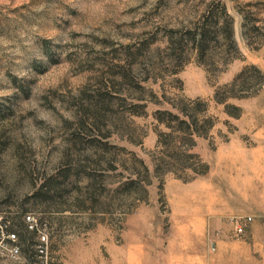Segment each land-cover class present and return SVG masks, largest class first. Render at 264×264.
Segmentation results:
<instances>
[{
  "label": "rangeland",
  "instance_id": "rangeland-1",
  "mask_svg": "<svg viewBox=\"0 0 264 264\" xmlns=\"http://www.w3.org/2000/svg\"><path fill=\"white\" fill-rule=\"evenodd\" d=\"M210 1L0 0V264L38 260L27 214L54 264H264V82L215 100L245 66L264 74V0H221L239 51L209 72L194 52L176 60L169 35ZM197 97L214 119L193 149L209 169L155 172L156 111Z\"/></svg>",
  "mask_w": 264,
  "mask_h": 264
},
{
  "label": "trees",
  "instance_id": "trees-1",
  "mask_svg": "<svg viewBox=\"0 0 264 264\" xmlns=\"http://www.w3.org/2000/svg\"><path fill=\"white\" fill-rule=\"evenodd\" d=\"M170 30L169 44L177 55L176 60L182 61V64L187 61L186 55L194 52L197 61L207 71H221V67L226 66L239 51L234 36V17L221 0L206 2L195 21L183 28ZM247 72L252 73L247 76ZM259 82H264L263 72L254 64L245 66L231 82L215 91V100L226 103L230 98L244 97V93L255 92ZM226 111L234 115L230 110ZM155 118L166 128L158 132L161 154L154 163L155 172H175L183 179L191 178L186 176L188 171L194 176L205 174L209 165L202 162L193 149L197 138L207 136L214 126V119L208 113L206 102L200 97L180 99L171 102V109L157 110ZM132 160L140 164L142 171L149 177L151 171L145 161L137 157ZM141 181L135 176L126 184Z\"/></svg>",
  "mask_w": 264,
  "mask_h": 264
},
{
  "label": "built area",
  "instance_id": "built-area-1",
  "mask_svg": "<svg viewBox=\"0 0 264 264\" xmlns=\"http://www.w3.org/2000/svg\"><path fill=\"white\" fill-rule=\"evenodd\" d=\"M27 223L29 224V228L36 229L39 233L38 242H37V250L39 252V257L34 264H50V239L49 235L45 230H41L39 228V224L36 222L35 218L31 214L26 215ZM252 220V216H240L235 220V233L236 234H244L246 231V227L248 222ZM8 241L11 243L6 246V249L9 252V256L13 259H18L21 254L20 246L16 243L17 235L16 233L8 232L7 234Z\"/></svg>",
  "mask_w": 264,
  "mask_h": 264
},
{
  "label": "crops",
  "instance_id": "crops-1",
  "mask_svg": "<svg viewBox=\"0 0 264 264\" xmlns=\"http://www.w3.org/2000/svg\"><path fill=\"white\" fill-rule=\"evenodd\" d=\"M51 253H52V254H51V257H50V259H51V264H54L53 261H54L55 259H54V257H53V249L51 250Z\"/></svg>",
  "mask_w": 264,
  "mask_h": 264
}]
</instances>
